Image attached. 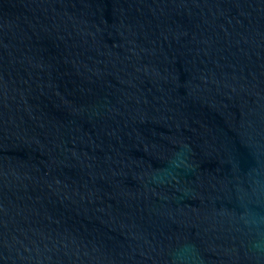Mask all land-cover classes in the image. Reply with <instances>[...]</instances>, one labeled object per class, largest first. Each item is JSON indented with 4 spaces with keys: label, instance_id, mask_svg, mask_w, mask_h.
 Returning a JSON list of instances; mask_svg holds the SVG:
<instances>
[{
    "label": "water",
    "instance_id": "water-1",
    "mask_svg": "<svg viewBox=\"0 0 264 264\" xmlns=\"http://www.w3.org/2000/svg\"><path fill=\"white\" fill-rule=\"evenodd\" d=\"M264 0H0V264H264Z\"/></svg>",
    "mask_w": 264,
    "mask_h": 264
},
{
    "label": "clouds",
    "instance_id": "clouds-1",
    "mask_svg": "<svg viewBox=\"0 0 264 264\" xmlns=\"http://www.w3.org/2000/svg\"><path fill=\"white\" fill-rule=\"evenodd\" d=\"M246 223H250V224H261L264 223V220H256L255 218H252L250 221H246ZM254 247L258 248V249H262L264 248V245L258 243L256 245H254Z\"/></svg>",
    "mask_w": 264,
    "mask_h": 264
}]
</instances>
